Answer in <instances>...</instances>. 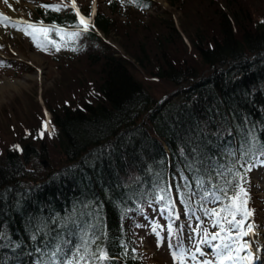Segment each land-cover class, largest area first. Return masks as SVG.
<instances>
[{
  "label": "trees",
  "instance_id": "16d2710c",
  "mask_svg": "<svg viewBox=\"0 0 264 264\" xmlns=\"http://www.w3.org/2000/svg\"><path fill=\"white\" fill-rule=\"evenodd\" d=\"M154 1L130 4L146 10ZM203 1L212 13L196 10L194 28L177 25L173 15H157L156 28L146 27L153 47L147 37L136 40L137 51L130 48L146 77L168 90L180 87L174 94L156 102L125 58L105 49L88 53L97 78L78 87L82 93L73 99L42 106L40 120L50 121L43 138L39 121L0 150V264H59L82 240L90 252L99 245L109 253L103 264H149L136 236L148 207L171 201L172 208L175 202L184 220L194 212L220 214L232 195L226 184L232 176L218 174L244 162L261 164L264 7L252 0ZM107 10L118 12L117 3L108 1ZM75 11L43 20L72 26L79 23ZM91 12L85 18L92 30L118 28L119 21L99 6ZM74 78L79 85L86 77ZM46 140L52 144L47 152ZM34 159L43 164L39 175L28 168ZM247 179L248 207H254L251 171Z\"/></svg>",
  "mask_w": 264,
  "mask_h": 264
},
{
  "label": "rangeland",
  "instance_id": "374dc122",
  "mask_svg": "<svg viewBox=\"0 0 264 264\" xmlns=\"http://www.w3.org/2000/svg\"><path fill=\"white\" fill-rule=\"evenodd\" d=\"M108 1L110 0H75L81 15L89 16L93 13L91 12L92 9L99 6L105 14L114 16L119 21L116 23L117 25L115 24L118 28H112L108 34L97 30L98 32L95 33L100 37L99 41L94 40L89 34L91 32L90 26V31H81L80 35L75 38L67 36L66 33H61L50 39L48 37L49 32L46 34L37 33V42L42 45L41 48L36 47V42L33 41L30 35L18 31L17 27L8 29L0 23V150L4 151L7 147L13 145L17 135L24 131V126L29 129L37 127L39 121L41 124L44 120L47 121L45 118L42 121L40 120L41 115H43L42 106L47 107L49 101L52 104H60L64 100L73 99L76 93H82V90H78V87L84 86L86 89L88 82L97 78L96 72L99 68L92 66L89 58H87L88 53H97L105 49L116 56L125 58L127 64H129V69L144 83L152 96L155 99L157 98L156 102H160L163 98L174 94L180 88L168 90V86L163 82L146 77L143 68L130 57V54H132L130 48L138 50L139 42L136 40L140 39L142 41L147 37L149 38L147 47H153L152 38L146 29V27L156 28L153 17L173 15L177 25L183 22L186 27L189 25L188 29L190 30L194 28L190 24H193L196 19V10L212 13L208 9L205 10L207 3L203 0H179L180 5L177 4L176 7H173L166 0H155L151 7L140 10L131 5L129 0H114L117 3L118 12L111 14L107 10ZM72 2L73 0H8L6 4L4 0H0V10L10 20L16 22L18 27L23 28L26 25L20 24V21L39 25V22H35V20L42 19L49 14L64 16L71 9H74L71 7ZM256 3L258 9L264 7V0H252L251 5L254 6ZM41 5H60L61 8L59 11H54ZM127 11L130 13H127ZM132 18L130 26L126 27L128 31L125 27L119 26V23L128 22ZM138 19L144 20V22H140L144 27L138 24ZM74 30V28H66L68 32ZM53 34H56V32H53ZM49 40L55 41L60 50L56 51V48L47 42ZM76 52L78 54L74 56ZM79 76L87 79H82L78 85L74 77L78 79ZM8 82H17V84L13 87ZM49 129L50 127H48ZM40 130L45 131L43 127ZM45 142L47 144L45 148L47 146L51 147V141L46 140ZM45 150L47 152L48 148ZM50 154L53 158H57L52 153ZM54 163V165L61 164L57 161ZM42 166V162L34 159L33 162L29 163L28 168L33 169L39 175L38 172L42 170ZM251 174L254 180L252 190L254 191L253 201L255 202L256 208L254 207V210L256 214L254 213L253 217L255 216L256 224L250 218L248 223L239 231H247L246 228L251 221L259 232L257 238H264V166H261V164L256 165ZM162 209H165V207H148L144 214L140 216V226L136 230L139 251L145 255L149 264H178L173 260V252L178 251L177 245L195 251L192 244L194 241L198 242L201 239L204 231L210 234L209 243L200 244V247L207 255L200 256L197 254V260L194 261L189 258L188 264H197V261L203 260H211L212 264H219L220 257L227 252V249L222 246L223 243H229L235 247L237 239L240 240V243L251 241L249 235L237 236L234 225L227 222L231 217L228 216L226 210L220 213L219 223H217L218 218L216 216L200 219L197 214L181 221L182 216L179 205L174 206V212L167 210L162 212ZM176 214H178V218ZM237 219H240V217L237 216ZM153 226H156L155 232L152 230ZM222 228L224 231H221ZM193 229L197 230L194 236ZM217 232L220 233V237L214 241L211 240V234ZM190 236H193V239H189ZM261 242H264V239ZM215 244L221 245L219 254L213 251L211 247ZM233 256H236L235 252H233ZM239 257H241V252ZM240 261V258H235L225 260L224 264H239ZM240 264H244L243 259Z\"/></svg>",
  "mask_w": 264,
  "mask_h": 264
},
{
  "label": "snow or ice",
  "instance_id": "6c2138e0",
  "mask_svg": "<svg viewBox=\"0 0 264 264\" xmlns=\"http://www.w3.org/2000/svg\"><path fill=\"white\" fill-rule=\"evenodd\" d=\"M129 2L132 3V2H135V0H129ZM4 3L7 4L8 0H4ZM41 6L45 8H51L54 11H59L61 8L60 5H41ZM9 7H11V5H9ZM71 7L76 9V15L79 18V23L72 25V27L75 29L74 31L68 32L66 31V29L60 28L55 25H50V26L45 27L43 25V22H39V25H37L35 23H28L27 21H20L19 23L25 24L26 27L21 28V27H18L16 24H14L13 27H17V30L22 31L25 35H30L33 41L36 42V47H41V48H42V45L39 42H37V33L46 34L54 30L58 35L61 33H66L67 36L74 37V38L78 37L81 31L87 32L89 30V26L91 22L90 20L86 19L84 15L80 14L79 9L77 8L75 4V0H73ZM8 20H9L8 16H5L3 15V13H0V21L6 22ZM29 29H31V31H29ZM47 42L51 43L56 48V51L60 50L59 45L55 41L49 40ZM49 124H50V121H44L42 123V127L45 131L48 130ZM39 136L40 138H43L44 131H41L39 133ZM13 148L19 151L23 150L20 148L19 145H14ZM260 163H261V166H264V160H262ZM254 167H256L255 163L244 162V163H240L239 168H236V169L230 168L228 169L227 173L218 174L220 176H226L228 173H230L232 176L231 180H226V184L231 187L232 195L228 197L229 204L227 205V208L221 209V211L226 210L228 212V216H230L231 219L227 220V222L229 224L234 225V229L236 230V234L238 237L247 236L249 233L253 232V226L251 224H248L247 231H239V229H241L245 224H247L249 219L254 215V210L248 207L249 194H248L247 188H245L244 186L248 182L247 173L252 171ZM233 181L235 182L234 186H233ZM222 191H226V189ZM204 195L205 197H207L208 195H211V193H205ZM158 199L163 201L165 200V196L160 195ZM171 203L172 202L169 201L166 204L165 209H162L161 211L163 212L167 210V211L174 212L175 210L171 208ZM176 215L178 218V214ZM211 215L216 216L218 218L217 223H219V218H220L219 212L213 209L211 211ZM237 216H239L240 219H237ZM225 219H227V217H225ZM152 230L155 232L156 226H153ZM221 231H224V229L222 228ZM196 232L197 230L193 229V236L195 235ZM209 235L210 234L207 231H204L202 233L201 239L198 242H195V241L193 242L192 248H194L195 251H192L190 248L182 247L178 244L177 245L178 251L173 252L174 262H178V264H188L189 258L194 261L197 260V254H199L200 256L207 255L201 249L200 244H208ZM193 236H190L189 239H193ZM219 237H220V233L218 232L211 234V240L213 241L218 239ZM235 244L236 246L233 247L232 244L223 243L222 246L224 249H227V252L220 257L219 264H224L225 260H233L235 258L251 259L250 256L239 257V253L249 246L248 241H244L243 243H240V240L237 239L235 241ZM87 245H88V241L82 240L81 245L74 246L75 251L69 250L67 253L64 254L65 259L59 261V264H82V262L88 259H91L93 261H100L101 264H103L104 261H108L109 259H111V257L109 256V253L105 249L101 248L99 245H97L95 252H90ZM211 247L213 248V251H215L217 254L220 253L221 251L220 244H215V245H212ZM58 252H59V249H57L56 252L53 254L55 255ZM233 252L236 253L235 257L233 256ZM69 256H71L70 260L67 259V257ZM197 264H212V261L211 260L197 261Z\"/></svg>",
  "mask_w": 264,
  "mask_h": 264
},
{
  "label": "bare ground",
  "instance_id": "6f19581e",
  "mask_svg": "<svg viewBox=\"0 0 264 264\" xmlns=\"http://www.w3.org/2000/svg\"><path fill=\"white\" fill-rule=\"evenodd\" d=\"M0 13H3V12L0 10ZM0 23L3 26H5L6 28H8V29H13L14 28L13 27L14 24L18 25L16 22H14V21H12L10 19L8 21H6V22L0 21ZM8 84L10 86L14 87V86H16L17 82L16 83L15 82L14 83L8 82ZM247 228H248V226H247ZM258 234H259V232H258L257 228L253 227V232L248 234L249 237L251 238V241L249 242V246L246 248V250H247L246 253H248V252L251 253V251H253V254L255 256V260L256 261L259 260V262L261 264H264V261H263L264 260V254L262 253L263 248H264V245L262 247V243H264V242H261V240L264 239V238H261V237L257 238ZM242 257H245V255H243ZM243 262H244V259H243ZM250 264H252V262Z\"/></svg>",
  "mask_w": 264,
  "mask_h": 264
}]
</instances>
